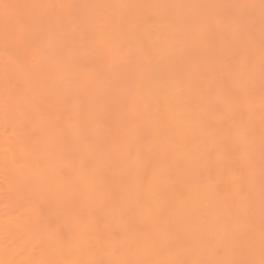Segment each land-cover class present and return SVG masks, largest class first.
<instances>
[{"label": "rangeland", "instance_id": "374dc122", "mask_svg": "<svg viewBox=\"0 0 264 264\" xmlns=\"http://www.w3.org/2000/svg\"><path fill=\"white\" fill-rule=\"evenodd\" d=\"M1 248L264 264V0H0Z\"/></svg>", "mask_w": 264, "mask_h": 264}, {"label": "bare ground", "instance_id": "6f19581e", "mask_svg": "<svg viewBox=\"0 0 264 264\" xmlns=\"http://www.w3.org/2000/svg\"><path fill=\"white\" fill-rule=\"evenodd\" d=\"M82 21H83V20H82ZM84 21H85V20H84ZM90 22H91V21H90ZM90 22H89V23H90ZM83 23H85V22H83ZM91 23H92V22H91ZM83 26H84V24H83ZM6 34H7V32H6ZM10 35H11V34H10ZM5 36H6V35H5ZM7 36H8V34H7ZM12 36H13V35H12ZM33 169H34V168H33ZM33 169H32V170H33ZM35 170L37 171L36 168L34 169V171H35ZM31 218H32V216H31ZM34 218H35V217H34ZM31 220H32V219H31ZM34 220H35V219H34ZM76 234H77V233H76ZM43 237H44V235H43ZM48 237H49V236H48ZM46 241H47V240H46ZM47 242H49V241H47ZM50 242H51V241H50ZM10 246H11V245H10ZM10 246H9V247H10ZM5 249H6V248H5ZM7 249H8V248H7ZM1 250H2V248L0 249V251H1ZM3 251H4V250H2V253H3ZM13 252H14V251H13ZM10 253L12 254L11 251H10ZM8 255L10 256L9 253H8ZM2 256H3V254H2ZM9 256H8V257H9ZM5 257H6V255H5ZM11 258H12V257H11ZM11 258H10V260H11ZM0 259H1L0 264H1V263H4V260H5V259H4V256H3V258H2L1 255H0ZM13 260H14V259H13ZM39 261H40V260H39ZM12 263H14V262L12 261ZM12 263L10 262V264H12ZM17 263L20 264V262H18V261H17ZM5 264H6V263H5ZM15 264H16V261H15ZM34 264H35V263H34Z\"/></svg>", "mask_w": 264, "mask_h": 264}]
</instances>
